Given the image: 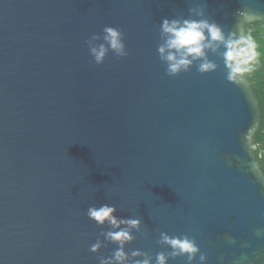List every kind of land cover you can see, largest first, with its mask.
<instances>
[{"label":"water","instance_id":"obj_1","mask_svg":"<svg viewBox=\"0 0 264 264\" xmlns=\"http://www.w3.org/2000/svg\"><path fill=\"white\" fill-rule=\"evenodd\" d=\"M196 6L226 33L240 11L264 21V0H0V264H99L117 247L86 215L102 204L141 220L125 251L153 264L161 232L205 264H264L248 80L211 52L215 71L169 76L156 51L162 19ZM106 26L128 55L97 65L86 41Z\"/></svg>","mask_w":264,"mask_h":264},{"label":"clouds","instance_id":"obj_2","mask_svg":"<svg viewBox=\"0 0 264 264\" xmlns=\"http://www.w3.org/2000/svg\"><path fill=\"white\" fill-rule=\"evenodd\" d=\"M238 16L236 29L227 33L218 23L205 18L201 6L190 7L186 18H163L159 24L160 43L156 51L160 61L166 64V74L176 76L187 72L193 65L201 74L215 71L218 65L209 59L208 53L211 52L222 60L227 81L241 83L244 75L264 55V44L249 31L252 24L259 22L256 16L245 11H240ZM123 40L124 34L119 29L106 26L102 34H93L86 44L90 56L99 65L109 52L118 58L128 55ZM244 137H247L246 132ZM257 164L260 182L264 184V160H258ZM115 212L116 207L109 204L92 205L87 209V217L98 227L108 226L109 230L100 233L104 241L117 246L107 258L100 257L99 264H153V257L146 252L125 251V245L134 240L133 230L140 231L141 220L120 218ZM227 239L233 242L231 237ZM157 243L171 250L157 253L154 264H168L169 259L181 256L186 257V264H192L198 253L199 264L206 262V254L201 253L195 240L187 235L169 236L161 232ZM102 246L106 245L97 239L89 251L95 253Z\"/></svg>","mask_w":264,"mask_h":264},{"label":"trees","instance_id":"obj_3","mask_svg":"<svg viewBox=\"0 0 264 264\" xmlns=\"http://www.w3.org/2000/svg\"><path fill=\"white\" fill-rule=\"evenodd\" d=\"M249 31L258 42L264 44V21L252 24ZM245 77L250 84L260 113L259 126L252 139L255 149L253 155L257 163L258 160H264V121H262V110H264V55L255 63L252 70L245 74Z\"/></svg>","mask_w":264,"mask_h":264},{"label":"snow or ice","instance_id":"obj_4","mask_svg":"<svg viewBox=\"0 0 264 264\" xmlns=\"http://www.w3.org/2000/svg\"><path fill=\"white\" fill-rule=\"evenodd\" d=\"M262 121H264V110H262Z\"/></svg>","mask_w":264,"mask_h":264}]
</instances>
